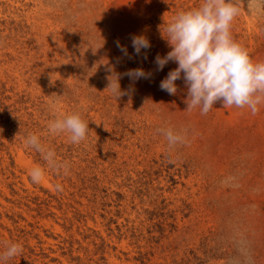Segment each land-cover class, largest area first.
Returning <instances> with one entry per match:
<instances>
[{"label":"rangeland","instance_id":"rangeland-1","mask_svg":"<svg viewBox=\"0 0 264 264\" xmlns=\"http://www.w3.org/2000/svg\"><path fill=\"white\" fill-rule=\"evenodd\" d=\"M202 2L0 0V253L23 249L5 264H264V99L255 115L220 100L202 115L185 111L183 73L176 94L159 87L178 67L157 70L164 29ZM239 8L232 37L264 63V0ZM140 35L151 47L136 55ZM136 68L151 75H125ZM72 114L90 130L79 144L48 131ZM162 128L185 141L170 147ZM29 133L66 172L25 146Z\"/></svg>","mask_w":264,"mask_h":264},{"label":"clouds","instance_id":"clouds-1","mask_svg":"<svg viewBox=\"0 0 264 264\" xmlns=\"http://www.w3.org/2000/svg\"><path fill=\"white\" fill-rule=\"evenodd\" d=\"M239 11V0H203L197 8L178 12L164 29L171 51L164 57L156 56L157 70H162L169 61H175L178 67L169 71L159 87L169 94H176L175 81L183 73L188 94L185 111L198 107L200 113L206 115L218 100L223 102L224 107H247L253 115L259 111L258 105L264 99V63H254L248 51L232 37V22ZM131 45L136 55L142 49L151 47L149 40L142 35L132 36ZM117 47L124 55H128L126 47L119 42ZM125 75L138 80L148 78L151 73L136 68L129 69ZM111 77L107 89H111L113 96L118 99L125 94L121 91L120 77ZM48 131L51 135L67 133L72 144H79L86 139L90 130L79 114H72L50 121ZM158 131L164 135L170 147L185 141L183 135L171 128ZM24 144L39 152L52 170L67 171V163L60 161L55 151L42 143L38 134L29 133L24 138ZM29 176L33 184H39L45 178V171L40 166H34ZM54 188L63 191L60 184L54 185ZM22 251L20 244H9L0 253V264H5V261L20 255Z\"/></svg>","mask_w":264,"mask_h":264}]
</instances>
